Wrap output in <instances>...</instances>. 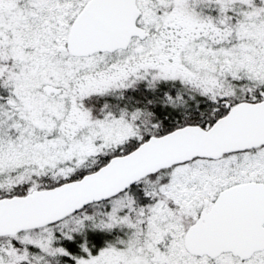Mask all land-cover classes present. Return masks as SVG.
Segmentation results:
<instances>
[{"label":"snow or ice","instance_id":"obj_1","mask_svg":"<svg viewBox=\"0 0 264 264\" xmlns=\"http://www.w3.org/2000/svg\"><path fill=\"white\" fill-rule=\"evenodd\" d=\"M0 264H264V0H0Z\"/></svg>","mask_w":264,"mask_h":264}]
</instances>
